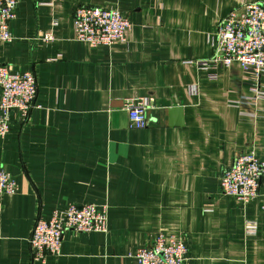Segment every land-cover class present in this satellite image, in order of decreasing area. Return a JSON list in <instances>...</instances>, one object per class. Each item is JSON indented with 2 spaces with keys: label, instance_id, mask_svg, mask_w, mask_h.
<instances>
[{
  "label": "crops",
  "instance_id": "crops-1",
  "mask_svg": "<svg viewBox=\"0 0 264 264\" xmlns=\"http://www.w3.org/2000/svg\"><path fill=\"white\" fill-rule=\"evenodd\" d=\"M249 2L264 5L19 1L0 63L31 71L37 93L28 119L13 118L0 137V167L17 184L0 193V264H137L135 251L158 231L183 237L187 264H264V183L248 201L219 188L238 153L254 149L264 160V98L252 118V102L241 100L252 96L250 75L237 63L198 65L213 54L219 21ZM80 5L117 8L131 23L125 42L107 49L75 41ZM49 30L54 39L42 40ZM132 96L151 101L144 128L129 127L123 101ZM102 198L106 232L66 231L59 255L31 258L36 217Z\"/></svg>",
  "mask_w": 264,
  "mask_h": 264
},
{
  "label": "built area",
  "instance_id": "built-area-1",
  "mask_svg": "<svg viewBox=\"0 0 264 264\" xmlns=\"http://www.w3.org/2000/svg\"><path fill=\"white\" fill-rule=\"evenodd\" d=\"M20 0H0V41L12 39L10 22L15 17V9ZM57 0H48L49 4ZM74 40L92 48H110L125 42V33L131 28L130 21L115 7L91 5L77 6L73 11ZM57 21H52V27ZM44 41L54 39L52 31L41 35ZM237 63L241 71L252 77L249 88L251 97L241 100L252 102L254 110L248 113L256 118L260 110L259 98L264 92L259 89V78L264 76V5L257 2L242 4L231 10L216 26L213 40V54L199 61L200 67H230ZM215 78L216 75H209ZM37 85L31 71L13 70L0 63V137L10 127L13 118L28 119L35 106ZM145 97H126V110L130 128L147 126L146 110L151 106ZM15 113V116L13 115ZM264 183V160L254 149L238 153L232 163L219 177V188L223 194L232 195L241 201L253 199L260 185ZM17 189L11 174L0 167V193L13 194ZM108 202L105 198L83 204L69 203L65 208L55 210L48 217L38 216L34 220L28 239L31 258L43 260L48 254L59 255L61 241L66 231L77 233L107 230ZM246 232L252 233L255 223H246ZM137 264H187V246L183 237L175 233L158 231L147 245L137 248L134 253Z\"/></svg>",
  "mask_w": 264,
  "mask_h": 264
},
{
  "label": "water",
  "instance_id": "water-1",
  "mask_svg": "<svg viewBox=\"0 0 264 264\" xmlns=\"http://www.w3.org/2000/svg\"><path fill=\"white\" fill-rule=\"evenodd\" d=\"M179 110H180V109H175V108H174V109L171 110V113H172L173 111L176 112V111H179Z\"/></svg>",
  "mask_w": 264,
  "mask_h": 264
}]
</instances>
